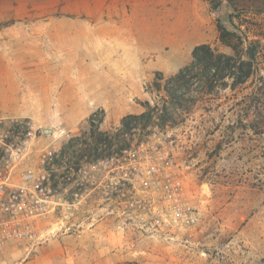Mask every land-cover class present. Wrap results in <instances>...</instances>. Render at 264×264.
Returning <instances> with one entry per match:
<instances>
[{"label": "rangeland", "instance_id": "1", "mask_svg": "<svg viewBox=\"0 0 264 264\" xmlns=\"http://www.w3.org/2000/svg\"><path fill=\"white\" fill-rule=\"evenodd\" d=\"M185 1L169 19L151 21L142 14L152 9L138 0H0V53L17 69L2 70V126L15 131L17 142L27 141L23 170L36 169L43 154H51L46 166L54 170L61 202L45 227L47 239L34 248L19 244L4 264H264L259 75L236 90L218 91L212 106L197 105L175 116V123L140 127L119 138L128 144L120 154L139 155L146 169L152 156L171 162L168 170L186 188L188 214L195 220L189 226L150 228L143 220L148 215L122 196L126 192L134 201L122 177L135 174L119 163L109 174L115 200L105 201L108 171L99 161L81 158L93 147V124L115 132L124 116L144 112L145 102L154 104L147 90L157 75L176 74L192 61L197 45L231 53L218 40L217 19L234 30L230 14L237 8L242 30L264 36V0H221L220 12L208 0ZM182 18L196 33L170 41L166 30L180 26ZM88 31L95 32V41ZM256 70L264 75V60ZM63 147L66 154L60 153Z\"/></svg>", "mask_w": 264, "mask_h": 264}, {"label": "built area", "instance_id": "2", "mask_svg": "<svg viewBox=\"0 0 264 264\" xmlns=\"http://www.w3.org/2000/svg\"><path fill=\"white\" fill-rule=\"evenodd\" d=\"M2 123L3 118H0V152L3 154L0 156V264H4L9 251L19 244L25 243L28 248H34L46 240L49 230L45 227L50 224V215L61 204L56 200L57 191L52 178L54 170L46 166L51 154H43L41 164L36 169L23 170L21 165L27 141L17 142L15 131L5 128ZM125 154L128 151L118 158L99 161L108 171L102 180L105 186V196L102 198L110 203L115 200L114 176L110 177L109 174H113V165L119 163V167L126 166L131 174H135L132 178L128 173L125 174L126 178L122 177L129 185L134 201L130 202L126 192H122V196L127 198V204H131L132 208L148 215L143 220H147L150 228L189 226L194 223L193 216L188 214L191 209L186 188L181 179L172 176L168 170L171 162L162 156L160 161L157 156H152V166L146 169L142 157ZM158 163L162 167L156 166Z\"/></svg>", "mask_w": 264, "mask_h": 264}, {"label": "trees", "instance_id": "3", "mask_svg": "<svg viewBox=\"0 0 264 264\" xmlns=\"http://www.w3.org/2000/svg\"><path fill=\"white\" fill-rule=\"evenodd\" d=\"M208 1L218 4V7L222 4L221 0ZM228 2L233 5V0ZM237 12L238 9L235 8V12L230 14L234 30H229L217 19L218 40L231 50L230 54L221 52L208 43L197 45L192 52V61L176 74L167 78L163 74L157 75L151 89L147 90L154 98V104L145 102L144 112L124 116L120 128L115 129V132H102L98 125L93 124V147L85 149L81 158L85 156L94 162L105 157L118 158L123 155L119 151L123 152L122 150L128 147L126 142L119 139L122 135L130 134L140 127L146 129L152 124L163 128L168 126V123H175V116L178 118L181 113L188 115L200 104L212 106L215 93L228 88L236 90L246 85L255 75L261 77V85L256 87L255 96L261 104L264 101V75H261L263 70L256 69L263 65L264 36H250L254 32L247 27L243 31L244 25L235 20L240 17ZM163 92L167 95L162 96ZM74 139L78 138L74 137L72 140ZM103 146L109 150L107 153ZM114 146L118 147V150L110 151ZM60 153L66 154V149L63 147Z\"/></svg>", "mask_w": 264, "mask_h": 264}, {"label": "bare ground", "instance_id": "4", "mask_svg": "<svg viewBox=\"0 0 264 264\" xmlns=\"http://www.w3.org/2000/svg\"><path fill=\"white\" fill-rule=\"evenodd\" d=\"M145 2L144 4H148L152 11L146 12V14H142V17L144 20H150L154 21L156 19L159 20V18L163 17L164 19H169L170 16L172 17V14L170 13L172 10L179 9L180 11L183 10V3H186L185 0H138L139 5L142 2ZM160 7V9H158ZM197 2L195 3L194 9H197ZM194 16H196L194 14ZM183 19V18H182ZM182 21V20H181ZM187 19L184 18L183 21L180 23V26H177L176 28H168L166 30L167 38L170 41H176L177 37H183L186 39V37H192L194 33H196V26L193 30L188 29V24H186ZM195 25V24H194ZM181 27V29H179ZM179 29V30H178ZM102 37L104 38H111V34L106 33L105 31L100 32ZM87 35L95 41L94 39L95 32L88 31Z\"/></svg>", "mask_w": 264, "mask_h": 264}, {"label": "crops", "instance_id": "5", "mask_svg": "<svg viewBox=\"0 0 264 264\" xmlns=\"http://www.w3.org/2000/svg\"><path fill=\"white\" fill-rule=\"evenodd\" d=\"M4 60H5V58L3 57V54L0 53V85H1L0 89H2V90L4 88V85H3L4 79H3V72H2V70H17L14 67H10V66L6 65V63H5ZM12 249H14V248H12Z\"/></svg>", "mask_w": 264, "mask_h": 264}, {"label": "water", "instance_id": "6", "mask_svg": "<svg viewBox=\"0 0 264 264\" xmlns=\"http://www.w3.org/2000/svg\"><path fill=\"white\" fill-rule=\"evenodd\" d=\"M223 6H219L218 9H217V12H220L222 10Z\"/></svg>", "mask_w": 264, "mask_h": 264}]
</instances>
